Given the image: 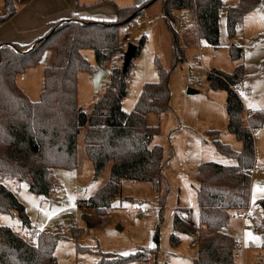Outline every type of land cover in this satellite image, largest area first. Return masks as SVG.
<instances>
[{"label": "trees", "instance_id": "obj_1", "mask_svg": "<svg viewBox=\"0 0 264 264\" xmlns=\"http://www.w3.org/2000/svg\"><path fill=\"white\" fill-rule=\"evenodd\" d=\"M29 1L3 0L4 12L0 15V24ZM159 1L165 19L173 21V10H184L193 33L206 44L217 45L222 0ZM259 4L260 0H239L236 5L227 8L226 30L229 38L235 35L246 13ZM137 7L116 6L117 17L114 20L57 21L32 45L11 43L0 46V212L15 210L23 226L30 227L24 206L2 180H24L32 193L48 196L55 187L52 169H74L77 166V136L82 130L84 150L92 163L93 177L97 178L110 164L107 181L87 201V206L97 215L82 214L87 226L100 224L106 219L105 213L118 193L121 179L150 182L162 207L166 191L162 186L163 151L160 145H151L159 127L149 125L147 115H161L169 109V76L171 70L185 59L179 34L169 25L172 66L166 70L156 62L158 80L145 83L130 111L122 109V99L127 94L133 60L125 71L122 65L111 67L109 79L89 111L79 106L77 98L78 73L92 72L81 51L92 50L97 65L111 62L122 48L121 25L143 14L132 13V17L125 20L121 18L122 13ZM183 40L187 45L195 44L189 37ZM144 42L142 35L136 44L135 57ZM46 50H50V58L44 66L43 87L39 99L31 101L17 85L16 76L28 67L38 65ZM242 51L241 47L229 46L231 58L239 61L233 72L212 69L206 75L210 88L226 91V128L242 142V149L235 151L228 144L221 143L216 130L207 135L212 138L217 152L233 157L237 162L234 165L201 162L195 174L198 182L197 223L187 218L184 208H177L172 218L171 244L178 242V234L197 235V253L193 264H236L239 245L221 227L225 229L229 224L233 210H245L249 206L250 173L256 163L253 134L255 128L262 126L264 118L263 112L255 110L248 115V124L244 125L242 99L230 87V84L244 78L240 62ZM260 67L264 70V59ZM260 203L264 220V200ZM73 229L77 235L82 228L75 226ZM33 234L36 237L34 243L25 240L9 226L0 224V264H57L54 251L58 238L43 230H34ZM153 241L151 247H142L124 255L102 252L94 264H126L145 260L150 251L157 249L156 232Z\"/></svg>", "mask_w": 264, "mask_h": 264}, {"label": "rangeland", "instance_id": "obj_2", "mask_svg": "<svg viewBox=\"0 0 264 264\" xmlns=\"http://www.w3.org/2000/svg\"><path fill=\"white\" fill-rule=\"evenodd\" d=\"M87 1L94 3L97 0ZM100 1L102 2H96L94 8L96 13L106 9L115 13L116 6H138L126 14L122 13L121 18L127 20L132 17V13L137 15L143 12L139 15L140 26L133 27L129 32L120 30L122 48L113 58L115 66H121L127 45H136L144 35L145 42L133 59L127 94L122 99V109L130 111L145 83L158 80L156 62L166 70L172 66V35L169 28L172 24L164 18L159 0ZM238 1L222 0L216 46L207 45L193 33L184 10L175 9L172 12V22L176 24L173 29L180 36V44L185 49V59L171 70L169 76V109L161 115H147L148 124L159 127L151 144L160 145L163 151L162 186L166 191L163 194L162 207L158 204L159 197L150 182L121 179L118 193L105 213L106 219L100 224L87 226L82 214L97 215L87 206V201L107 181L110 164L97 178L93 177L92 163L84 150L82 130L77 136V166L74 169H52L55 187L48 196L32 193L24 180H2L23 204L30 227L22 225L15 210L0 212V224L9 226L25 240L33 243L36 241L34 230L53 234L58 238L54 251L57 264H94L102 252L124 255L142 247H151L154 244L155 232L156 251H150L145 260L126 264H193L197 253V235L178 234V242L170 243L174 212L177 208H184L187 218L197 223L198 182L195 174L199 164L214 161L222 165H234L237 162L235 158L217 152L212 138L207 133L216 130L219 132L217 139L221 143L228 144L235 151L242 149V142L226 128V91L212 90L206 80V75L212 69L233 72L239 61L231 58L230 45L241 47L243 50L240 59L244 73L241 80L243 124H248L246 111L260 110L264 113V70L260 67L264 59V0H260L257 7L246 13L232 40L226 30V10ZM149 5L151 6L146 9ZM2 8L3 0H0V10ZM180 19L184 22L182 26L177 24ZM188 37L192 41L195 38L194 45L185 43L183 39ZM81 52L92 72L78 73L77 98L79 106L89 111L108 81L114 62L112 60L105 65H97L92 50L83 49ZM47 54L44 53L42 62L38 65L28 67L16 76L19 87L21 86L31 101L39 99L43 87V63L48 60ZM188 88L196 90V93L188 94ZM253 137L256 163L250 173V202L247 212L253 213L254 217H230L227 225L228 234L242 240L235 256L236 264H264V236L259 229L264 227L263 206L260 203L264 200V118L262 126L254 129ZM189 202H192L194 207H190ZM144 207L147 208L146 212L142 210ZM74 225L82 228L77 235L74 234Z\"/></svg>", "mask_w": 264, "mask_h": 264}, {"label": "crops", "instance_id": "obj_3", "mask_svg": "<svg viewBox=\"0 0 264 264\" xmlns=\"http://www.w3.org/2000/svg\"><path fill=\"white\" fill-rule=\"evenodd\" d=\"M96 2L100 3L102 1L97 0ZM96 2H88L87 0H30L27 4L18 8L11 18L0 24V46L2 44L10 45L11 43L32 45L37 38L45 35L51 24L57 21H66L69 19H116V11L113 13L111 10L106 9L102 12L96 13L94 9L97 5ZM2 10H0L1 14ZM230 39L233 40V38ZM46 53H48V60L46 61L48 62L50 58V50H46L45 54ZM46 62L43 64L46 65ZM112 62H114L113 65H115V59H113ZM17 77L16 83L18 82ZM17 85L19 86L18 83ZM224 231L228 233L227 226ZM262 249L264 250L263 246Z\"/></svg>", "mask_w": 264, "mask_h": 264}, {"label": "built area", "instance_id": "obj_4", "mask_svg": "<svg viewBox=\"0 0 264 264\" xmlns=\"http://www.w3.org/2000/svg\"><path fill=\"white\" fill-rule=\"evenodd\" d=\"M188 19H189V17H188ZM170 23L172 24V26H171L172 28H174L176 26V24L173 23L172 21H170ZM140 24H141L140 17L135 16V17L131 18L128 22H125L124 24H122L120 27V30L123 32H129L133 27L140 26ZM177 24L179 26H182L184 24V22L180 19V20H178ZM230 87L237 96L241 97V95L243 94V83L241 81H239L237 83L230 84ZM253 112H255V110L246 111V115H245L246 118L248 117V115H250ZM189 206L194 207V205L191 202L189 203ZM142 210L144 212H146L147 208L144 207ZM246 216H248L250 218L254 217L253 213L247 212V209H245V210H233L230 213V217H246ZM259 229H260V233L264 236V227H259ZM221 230H224V227H221ZM235 243L240 246V244L242 243V240L239 238H236Z\"/></svg>", "mask_w": 264, "mask_h": 264}, {"label": "water", "instance_id": "obj_5", "mask_svg": "<svg viewBox=\"0 0 264 264\" xmlns=\"http://www.w3.org/2000/svg\"><path fill=\"white\" fill-rule=\"evenodd\" d=\"M137 46L135 44L129 43L126 47V50L124 52L123 56V63H122V70L125 71L128 67L129 63L134 59L136 54ZM188 94H194L196 93V90L192 88L187 89Z\"/></svg>", "mask_w": 264, "mask_h": 264}]
</instances>
